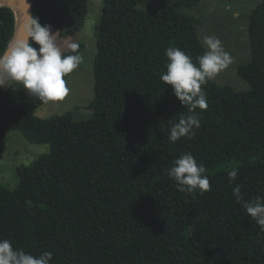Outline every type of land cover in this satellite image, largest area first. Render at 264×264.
<instances>
[{
    "label": "trees",
    "instance_id": "1",
    "mask_svg": "<svg viewBox=\"0 0 264 264\" xmlns=\"http://www.w3.org/2000/svg\"><path fill=\"white\" fill-rule=\"evenodd\" d=\"M117 1L103 0L90 118H38L42 100L10 79L0 86V141L14 130L60 151L54 163L40 157L18 168L14 190L0 185V239L35 256L51 252V264H264V231L243 206L264 197V0L248 23L251 59L237 68L249 90L208 80V107L197 109L201 127L176 142L170 128L188 108L161 80L165 49L178 47L197 62L205 52L202 21L169 12L123 31ZM199 1L184 6L192 10ZM30 2L40 24L62 36L85 14L84 0ZM16 24L14 9L0 6V53ZM185 153L206 168L211 185L203 194L178 191L168 176ZM233 169L235 181L228 177ZM237 185L240 201L232 195Z\"/></svg>",
    "mask_w": 264,
    "mask_h": 264
},
{
    "label": "clouds",
    "instance_id": "2",
    "mask_svg": "<svg viewBox=\"0 0 264 264\" xmlns=\"http://www.w3.org/2000/svg\"><path fill=\"white\" fill-rule=\"evenodd\" d=\"M55 36L50 25H41L38 17L27 15L22 35L15 37L0 53V86H4L5 79L18 82L29 95H35L44 103L66 96L69 89L64 77L80 66L83 57L76 43L70 45L73 54H63ZM203 43L207 51L195 63L190 55L178 47L165 49L168 63L161 80L172 87L175 97L188 108V114L181 115L170 128V142L194 137V130L201 127L197 109L205 110L208 107L202 86L234 62V57L225 50L219 38L206 36ZM34 44L39 47H34ZM205 172L203 163H198L191 153H185L174 160L168 176L176 183L178 191H200L203 194L210 190L211 185ZM228 177L235 181L238 170L229 171ZM232 195L237 201L242 200L240 185L233 188ZM243 206L264 231V197L257 196L244 202ZM52 260L51 252L45 251L35 256L23 249H15L9 239H0V264H51Z\"/></svg>",
    "mask_w": 264,
    "mask_h": 264
},
{
    "label": "rangeland",
    "instance_id": "3",
    "mask_svg": "<svg viewBox=\"0 0 264 264\" xmlns=\"http://www.w3.org/2000/svg\"><path fill=\"white\" fill-rule=\"evenodd\" d=\"M185 0H118L117 15L120 30L134 26L137 29L157 23L169 12L193 15L202 21L198 29L199 38H219L225 50L234 57V62L221 70L212 80L218 85L230 86L236 92L249 90V85L237 74L239 65L250 61L248 23L250 15L261 0H200L192 10L186 9ZM85 14L77 29L67 36L54 37L62 53L73 43L82 45L79 52L83 61L66 80L69 92L62 99L50 101L39 107L35 115L47 119L55 115L73 113L80 119H88L92 113L90 105L94 100V57L100 52V42L96 35L105 25L107 9L103 0H84ZM39 47L38 45H33ZM60 151L52 145H33L18 132L11 130L0 141V185L14 190L18 184V168L29 167L36 159L43 157L56 162ZM51 158V159H48ZM47 206L51 201L45 202Z\"/></svg>",
    "mask_w": 264,
    "mask_h": 264
},
{
    "label": "water",
    "instance_id": "4",
    "mask_svg": "<svg viewBox=\"0 0 264 264\" xmlns=\"http://www.w3.org/2000/svg\"><path fill=\"white\" fill-rule=\"evenodd\" d=\"M0 6L12 7L14 9L17 18L14 38L21 36L26 16H33L30 0H0Z\"/></svg>",
    "mask_w": 264,
    "mask_h": 264
}]
</instances>
